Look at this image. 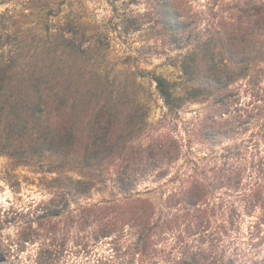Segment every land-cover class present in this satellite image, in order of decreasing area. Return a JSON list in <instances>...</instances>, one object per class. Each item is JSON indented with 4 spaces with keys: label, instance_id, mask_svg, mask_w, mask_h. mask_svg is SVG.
I'll return each instance as SVG.
<instances>
[{
    "label": "trees",
    "instance_id": "16d2710c",
    "mask_svg": "<svg viewBox=\"0 0 264 264\" xmlns=\"http://www.w3.org/2000/svg\"><path fill=\"white\" fill-rule=\"evenodd\" d=\"M163 1L157 17L122 21L125 31L158 28L176 52L180 80L153 75L168 107L160 127H137L119 112L114 81L94 82L82 66L57 56L20 65L5 47L12 34L0 32V153L27 160L37 149L79 164L77 176L56 169L38 220L68 212L90 263L264 264L244 247L264 242V0ZM70 32L59 45L82 54ZM192 102L203 111L184 120ZM146 177L167 181L142 191ZM95 192L110 196L71 207Z\"/></svg>",
    "mask_w": 264,
    "mask_h": 264
},
{
    "label": "rangeland",
    "instance_id": "374dc122",
    "mask_svg": "<svg viewBox=\"0 0 264 264\" xmlns=\"http://www.w3.org/2000/svg\"><path fill=\"white\" fill-rule=\"evenodd\" d=\"M163 2L0 0V32L12 34L11 44L8 42L5 47L16 49L18 63L27 69L33 63L45 64L57 56V60H68L77 69L82 66L94 82L114 81L115 96L124 100L118 107L119 112L125 117L134 116L137 127L146 118V127L151 131L168 112L153 75L178 81L182 69L173 61L176 52L170 53L157 41L158 28L147 25L141 30L125 31L122 21L157 17L162 7L159 3ZM70 31L84 44L86 50L82 54L59 45L58 40L70 35ZM3 38L4 42L8 39ZM95 90L90 86L86 97H97ZM177 91L181 93L182 89ZM90 106L93 108L94 102ZM203 107L200 103H189L180 115L184 120H192ZM194 146L197 150L203 149L200 143ZM40 151L36 149L27 160L0 153V264H93L82 248L85 232L72 224L68 212L62 217L44 219L43 225L38 220L39 206L58 190V184L53 181L56 169H65L75 176L78 174L74 169H79L73 159L61 166L57 157ZM165 181L155 182L152 177H146L139 189L164 186ZM105 191L113 190L109 187ZM109 196V192H95L92 198L75 203L71 200L70 205L93 203ZM53 226L57 232L48 237L47 232ZM244 247L247 258L263 261L264 242L258 247Z\"/></svg>",
    "mask_w": 264,
    "mask_h": 264
}]
</instances>
